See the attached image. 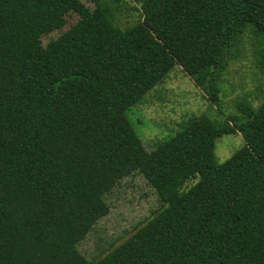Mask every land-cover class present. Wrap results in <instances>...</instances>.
Masks as SVG:
<instances>
[{"label": "trees", "instance_id": "obj_1", "mask_svg": "<svg viewBox=\"0 0 264 264\" xmlns=\"http://www.w3.org/2000/svg\"><path fill=\"white\" fill-rule=\"evenodd\" d=\"M91 1L0 0V264H264V98L190 118L150 151L126 118L174 67L215 103L245 29L264 74V0H138L122 29L125 0ZM56 7L77 21L43 46ZM235 132L243 145L215 164V139ZM130 173L163 206L86 261L76 245Z\"/></svg>", "mask_w": 264, "mask_h": 264}, {"label": "rangeland", "instance_id": "obj_2", "mask_svg": "<svg viewBox=\"0 0 264 264\" xmlns=\"http://www.w3.org/2000/svg\"><path fill=\"white\" fill-rule=\"evenodd\" d=\"M33 1L38 10L37 0ZM80 1L93 9L91 0ZM138 9V0H125V4L115 14L113 24L121 29L133 24L139 18ZM37 12L45 14V11ZM52 18L55 23L53 27L50 26L47 32L39 35L43 46L77 21L75 14L62 11L59 7L52 11ZM258 48L251 33L245 29L239 38L238 47L228 54L224 68L215 81L219 92L213 104L206 100L179 67L172 68L160 84L146 92L126 112V118L143 148L152 150L155 143L172 136L190 118L204 117L219 122L235 116V106L244 99L254 109L264 98V74L260 67ZM242 145V138L237 132L216 138L214 163L222 164ZM195 181L186 182L181 190L187 189ZM102 200L107 210L93 222L76 245L86 261L101 258L163 206L155 190L137 173H130L118 180L103 193Z\"/></svg>", "mask_w": 264, "mask_h": 264}]
</instances>
